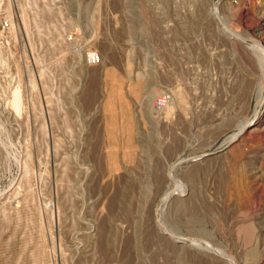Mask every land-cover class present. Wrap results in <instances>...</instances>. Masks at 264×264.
Returning a JSON list of instances; mask_svg holds the SVG:
<instances>
[{
    "label": "rangeland",
    "instance_id": "obj_1",
    "mask_svg": "<svg viewBox=\"0 0 264 264\" xmlns=\"http://www.w3.org/2000/svg\"><path fill=\"white\" fill-rule=\"evenodd\" d=\"M261 39L264 0H0V264H228L160 229L168 172L192 192L167 227L264 264V148L220 146L254 117Z\"/></svg>",
    "mask_w": 264,
    "mask_h": 264
},
{
    "label": "bare ground",
    "instance_id": "obj_2",
    "mask_svg": "<svg viewBox=\"0 0 264 264\" xmlns=\"http://www.w3.org/2000/svg\"><path fill=\"white\" fill-rule=\"evenodd\" d=\"M221 0H219L220 2ZM220 4V3H218ZM214 13L219 14V9H218V5H215L214 9H213ZM246 17V15H245ZM251 26V25H250ZM253 26V25H252ZM254 27V26H253ZM224 28H225V32L228 34V35H231L234 39H236V41H239V42H245V37L239 32L237 31L236 29H234L230 24H225L224 25ZM225 34V33H224ZM223 34V35H224ZM227 35V36H228ZM230 36V37H231ZM257 39V38H256ZM248 45V44H246ZM252 52H255V56L257 54V57H258V61H259V66L261 67V70H262V75H261V81L260 83H258V86L254 89V91L256 92V99H257V104L255 105V113H254V117H250L248 114L244 116V118L238 123V128L235 132H233L232 134H230L226 139L223 140V142L220 144L221 146V149L222 147L224 148H227L228 152L231 154L232 157H235L239 151L242 150V146H243V143H255V144H258L259 146H261L262 148H264V141H262L263 137L261 136L262 132H264V130L262 131V129H260V126L256 124L255 122V117L259 114L260 112V109L258 108L259 105H261V103H264V40H255V42L253 44H251L250 46ZM250 50V51H251ZM79 52V51H78ZM251 52V53H252ZM239 53V52H238ZM253 54V53H252ZM248 55V54H247ZM81 56V55H80ZM80 58V57H79ZM256 58V57H255ZM260 74V73H259ZM257 75V74H256ZM109 78V77H108ZM107 80V79H106ZM259 82V81H258ZM33 84V83H32ZM106 85V84H105ZM112 86V84L110 85ZM118 88V87H116ZM152 88V87H151ZM245 88V87H244ZM162 89V88H161ZM112 90L113 92V89L110 88V91ZM160 90V89H159ZM109 91V92H110ZM156 91V90H155ZM177 91V90H176ZM111 92V93H112ZM178 94L179 93H182L181 91H177ZM254 92V93H255ZM156 94V92H153ZM160 93H162V91H160ZM147 94V93H146ZM178 94L176 95L175 98H180L182 97L183 98V94L182 96ZM252 95H254L252 93ZM167 96H169L167 94ZM148 98V96H147ZM169 99L171 98L172 99V96L168 97ZM166 99L167 102H171L169 101V99ZM185 98V97H184ZM174 99V98H173ZM181 100V98L179 99ZM108 101H111V95L108 99ZM173 101V100H172ZM183 101V100H182ZM180 101V102H182ZM174 102V101H173ZM12 103L13 105L17 108V109H20L21 105H22V96H21V93H20V89L19 88H16L14 89V92H13V96H12ZM172 103H170L171 105ZM248 104V103H247ZM169 103L168 105H164V107L168 108V106L170 107ZM173 107L175 106V103L172 105ZM163 107V106H162ZM153 107H151V110H152ZM156 109V108H155ZM158 109V108H157ZM162 109V108H161ZM170 110V108H168ZM173 110V109H172ZM171 110V111H172ZM162 111V110H161ZM155 112V111H153ZM167 112V111H166ZM262 112V111H261ZM158 113V112H157ZM162 113L163 111L161 112V116H162ZM248 113V112H247ZM166 114V113H165ZM164 114V115H165ZM237 122V121H236ZM262 123V122H261ZM237 124V123H236ZM264 125V124H263ZM262 125V126H263ZM264 128V127H263ZM224 130V129H223ZM124 131V130H123ZM224 133V132H223ZM264 135V133H263ZM218 139V138H217ZM213 144V143H212ZM218 145V144H217ZM216 146V145H215ZM221 151V150H220ZM225 152V151H224ZM263 152V151H262ZM214 154V153H213ZM240 154V153H239ZM207 156V155H206ZM203 156H194V157H190V160L191 161H199L202 159ZM209 159V158H208ZM185 161V160H184ZM204 161V160H203ZM209 161V160H208ZM207 161V162H208ZM188 162V161H186ZM222 162V161H221ZM181 163V162H180ZM179 163V164H180ZM183 163V162H182ZM189 165V164H188ZM174 167V166H173ZM176 167V166H175ZM179 167V166H178ZM181 167V166H180ZM175 169V168H174ZM179 171V170H178ZM229 171L231 173V181L232 183L234 184V187H233V191L231 192V194L233 193H237L240 189L242 190L243 187L245 186L244 183H243V180H241V178H237L235 180L234 178V171H233V166L232 167H229ZM170 173V177L171 179L173 180V182L175 183L174 184V187H171L170 189H168V191L166 192V189H165V195L162 197V204L161 205H157V208L155 209L156 210V214H157V217L155 219L158 220V223L160 224L161 228L160 229H163L165 231V233L169 236V237H172L174 238V240L176 241H179L180 243H183V244H188L190 245L191 247L193 248H197V249H200L202 250L203 252L207 253V254H210V255H215L217 258L219 259H222V260H225L228 264H240V262L237 261L236 257L233 255V254H230V252H227L226 249H223V247L221 248L220 246L218 247V245L216 246L215 244L213 245V240L212 242H204L202 240H200L199 238L197 239L196 237H188V233H187V236H184V235H178V232L177 234L175 233V231L172 230V228L170 227H167L165 224H164V220L163 218L161 217L162 213L165 211L166 212V205L169 203L170 200L172 199H175V198H180L181 200H184V199H187L190 195H191V192H192V188L191 186H189V184H187L185 181L182 180V178H177L179 176L176 177V175L173 173V172H168ZM197 173V172H196ZM31 174H32V169L31 167L27 166L26 170H25V176L27 178V182L28 184L31 183ZM207 174V173H206ZM239 177H242V176H239ZM69 179V177H68ZM168 180V179H167ZM169 181V180H168ZM169 183V182H168ZM169 185V184H168ZM30 186V185H29ZM252 186V185H251ZM70 187V186H69ZM228 187V186H227ZM198 189V188H197ZM194 190V189H193ZM250 190V189H249ZM242 191L238 192L237 196L240 195ZM72 194V193H71ZM72 196V195H71ZM252 196L249 192L246 193V195H244V199H246L249 203H251V207L254 208L255 210V207H256V202L252 201ZM255 196V195H254ZM72 198V197H71ZM204 198V197H203ZM173 202V201H172ZM205 202V201H204ZM245 209V207L243 208ZM242 211V210H240ZM245 211V210H243ZM242 211V212H243ZM246 212V211H245ZM161 215V216H160ZM166 215V214H165ZM250 215V214H249ZM168 219V218H166ZM253 220V219H251ZM166 221V220H165ZM255 222V221H254ZM169 223V222H168ZM171 223V222H170ZM248 223V222H247ZM245 224V223H244ZM173 225V223H172ZM158 226V225H157ZM169 226V225H168ZM181 226V225H179ZM247 226V225H246ZM252 226V223L250 225V227ZM254 226V225H253ZM248 227V226H247ZM246 227V229H247ZM242 228V227H241ZM240 228V229H241ZM245 227H243L244 229ZM244 229V230H246ZM250 230V228H248ZM254 229V228H253ZM251 228V231L255 232ZM179 231V229H177ZM190 230V229H189ZM248 230V231H249ZM240 231V230H239ZM249 231V232H251ZM246 233L247 230L245 231ZM253 232H251L253 234ZM241 233V232H240ZM180 234V233H179ZM191 235V234H189ZM195 235V234H194ZM244 235V234H243ZM247 236V234H245ZM250 236V234H248ZM255 235V234H254ZM253 235V236H254ZM245 236V237H246ZM248 236V238H249ZM252 236V237H253ZM201 237V236H200ZM244 237V236H243ZM251 237V236H250ZM205 239V238H204ZM252 240V238H249ZM245 241V239H244ZM249 241V240H248ZM247 241V242H248ZM181 248V247H180ZM232 253V252H231ZM121 254V253H120ZM207 256V255H206ZM239 259V258H238ZM240 261V260H239ZM246 264V263H245Z\"/></svg>",
    "mask_w": 264,
    "mask_h": 264
},
{
    "label": "built area",
    "instance_id": "obj_3",
    "mask_svg": "<svg viewBox=\"0 0 264 264\" xmlns=\"http://www.w3.org/2000/svg\"><path fill=\"white\" fill-rule=\"evenodd\" d=\"M87 59L91 64H98L101 61L100 55L97 51H91L88 54ZM166 99V97H157V99L155 100V105L158 107L164 106L167 102Z\"/></svg>",
    "mask_w": 264,
    "mask_h": 264
}]
</instances>
